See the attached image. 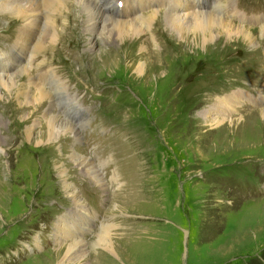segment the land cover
Instances as JSON below:
<instances>
[{
    "label": "rangeland",
    "instance_id": "374dc122",
    "mask_svg": "<svg viewBox=\"0 0 264 264\" xmlns=\"http://www.w3.org/2000/svg\"><path fill=\"white\" fill-rule=\"evenodd\" d=\"M221 1L233 2L246 16V24L232 21L249 28L256 40L216 36L205 51L188 48L165 23L160 8L147 35L123 44L127 59L122 55L120 64L100 70L91 61L100 51L95 54L91 42H100V36L85 24L81 6L64 2L76 21L68 19V27L62 25L63 17L55 21L54 29L65 39L52 49L48 45L43 55L50 64L32 69L31 77L40 81L42 70L57 69L70 96L76 93L89 115L83 110L77 115L67 106L74 114L69 122L55 97L41 101L43 112L40 102L20 108L22 96L7 102L1 97L0 264H92L95 249L108 258L106 264H264V117L258 113L264 109V33L258 26L264 20V0ZM13 20L18 19L11 13L0 14V51L11 55L18 26ZM104 44L96 46L107 56L119 55L118 48ZM146 48L147 74L139 76L131 59ZM43 55L38 54L37 63ZM18 77L19 90L37 98L27 75ZM234 92L256 100L239 99L235 110L206 112L233 123L216 130L203 113ZM51 102L58 121L76 127L64 131L56 147L36 151L25 142V127L17 121L23 112L44 124ZM73 151L89 160L102 185L93 184L77 166ZM58 164L80 204L63 192ZM113 175L119 180L117 192L109 183ZM81 210L90 221L82 236L85 256L71 263L55 254L67 243L59 233L80 232L73 224L80 222ZM110 224L117 226L110 231L116 255L93 245L100 228Z\"/></svg>",
    "mask_w": 264,
    "mask_h": 264
},
{
    "label": "bare ground",
    "instance_id": "6f19581e",
    "mask_svg": "<svg viewBox=\"0 0 264 264\" xmlns=\"http://www.w3.org/2000/svg\"><path fill=\"white\" fill-rule=\"evenodd\" d=\"M65 1L66 0H0V14L11 13L18 19L12 21L18 23V26L16 28V39L12 41L13 54L7 55L4 52H0V63H3L8 67L5 70H0V100L2 96L6 98V102L9 100L13 101L12 99L15 100L19 96H22L24 99L21 97L18 98L22 100L18 101L20 108H22L23 106L29 105L35 106L39 102L41 103V101L48 96L51 98L55 97L54 99L57 102L58 109L62 111V115L65 117V119L69 120L70 122L74 121L72 118L74 114H70L72 112L67 108V106H69V108L73 107L75 113H80L81 110H83V107H81L78 101L75 100V98L78 97L76 93H72V95H75V97L70 96V87H67L63 84L67 80L65 82H61V79L59 77L60 75L58 76L56 72L57 69L53 68L49 69V75L46 81H41L39 77L38 79L40 81L35 79V77H31L33 76L31 74L32 69H38L40 66L45 65L49 62L45 57L46 54L43 55V53H45L48 49V45H52L50 46L52 49V47L56 46L57 43H59L60 41L62 42L65 39L63 36H60L55 30L57 28V26L55 25V21H57L59 17H63L62 25L64 26L66 24L65 27H68V19H70L71 21H76L75 18L67 15L69 13L66 12L68 8L66 9V6L64 5ZM170 1L171 4L169 5L168 2ZM74 2L76 3V5L82 7L81 13L83 12L86 14L85 24L87 25L89 23L92 28L91 30L101 38L100 42L90 40L92 41L91 49L95 47L94 53L96 54V52H98L97 50H100L99 56L96 57L97 59L94 57L91 58V61L98 62L99 70L107 68V66H109L110 64H120L122 55L123 58L127 59L126 54L124 55L122 51L123 44H125L127 41L129 42L131 39L139 38L141 36L144 37V35H147L146 31H148L152 23L156 20V17H158V13L160 10L159 6L167 7L162 8L166 13L164 14L165 23L169 25L170 28L177 31V34L179 35L181 43L183 45L188 46L190 44L192 45L193 49L205 51L206 48L214 41L216 36L217 38L224 37L227 40L232 39L234 38V36H236L237 38L243 40V42L245 43H252L254 40H256L252 32L248 30L249 28L246 29V26L238 25L231 19L219 17L218 13L219 10L223 8V4L216 5V3L214 4V2L210 1H208L206 5L204 4L203 6L199 7L195 3V0H150L145 15L139 13L136 15L127 16L124 7H122V10L119 12L123 16H125V18L117 17L110 8H107V3L105 4L103 0H74ZM141 2L142 0H137L138 4ZM210 3L211 6H213L212 8L210 6ZM212 3L214 5H212ZM178 10H181L182 12H177ZM109 13H112L111 16ZM252 21L253 20H251V22ZM258 26L260 33H264V23ZM45 28H49L50 31H45ZM85 29L87 31L86 27ZM70 30L73 33L75 31L74 29V31L72 29ZM49 32H51V40L48 37ZM65 35L68 37L69 34L65 33ZM69 39L84 46L83 41H78L71 38ZM101 42H106V44L104 45H107V47L109 46L112 49L118 48L120 52L118 53L119 55L111 56L110 54L107 56V54L105 53L107 51L104 52L103 50L98 49V47L96 46L97 43H99L100 45ZM147 51L148 49L146 48L145 51H142L139 55H137V58L131 59L130 67H133L136 74H138L139 76H144L145 74H147L146 60H144V58L142 57L143 53H148ZM40 53H42L43 59L42 61L39 60L40 62L37 63L36 61L39 57L38 54ZM160 58L161 57H159V59ZM136 60H138V62H135ZM13 65L15 67L14 71L11 70V68H13ZM18 74L27 75L29 85L28 87L30 88V90H34L38 94L37 98L31 95L30 92L27 93L25 91L19 90L20 88H18V82H20V80ZM14 91L16 92V94ZM260 94L261 97L264 98V88L261 90ZM248 97L250 98L249 103H253L256 100L252 96H248L247 94L239 95V93L236 92H234V95L232 97L225 98L224 100L217 99V102L214 104V106L210 107V105V108L206 109L203 113V115L205 116V120L212 123V125L216 127V130H219L227 122V124L232 125L233 123H231V120L224 121L223 118L219 117H214L213 119L211 118L212 116L207 115L206 112L222 113V111L220 110H223L224 108L225 110H235V108L237 109L236 106L237 103H239V99H241V102L243 100H248ZM4 105L7 106V103H5ZM53 106L54 104L51 102V107H49L45 112V114L49 113L50 117H45L44 124L41 123L40 119H36L34 122H32L33 120L30 119L29 113L23 112H21L17 121L19 122V124H23V127H25V131L23 134L25 142L28 146L33 145L36 148V151L45 149V146H47L49 149L56 147V145L58 144L56 143V140H58L59 142L60 140H62L61 138L65 137L63 132L66 130L72 131V128L76 127L74 126L71 128L70 126L64 125L61 121H58V119L56 118L58 117V114H55L52 110ZM44 110L45 108L43 107V103H41V109L39 111L43 112ZM20 111H23V109ZM83 111L84 113H87V115H89L88 110ZM258 113H262L264 117V109L258 111ZM69 115H71V118H69ZM27 120L28 122L30 121L32 125L27 124ZM84 126H86V124ZM1 153L2 149L0 148V154ZM71 158L75 162H77V166L80 167L82 171L86 172L92 182H94L93 184L100 186L104 183L103 179L95 173V170H93L91 164L89 163V160L86 157L81 156L73 151ZM57 173H59L58 176L61 178V188H63V192L65 194L67 192V194L73 199L74 202L80 204L81 200L77 198L71 184L65 179L66 171L59 164L57 165ZM109 183L114 187L116 186V192L119 190L117 189L119 180L115 175L111 177ZM114 206L117 212L124 213V209H120L116 207V205ZM77 210L78 208H76V211ZM79 216L80 222H76L75 224H73V226L80 232L74 234L67 232L66 234H64L59 233L58 231L60 239L67 241V243L65 244L66 247H63V249L59 250L55 255L59 256L60 254H64V261H69L71 263L74 261H81L85 256L82 236L85 234V232L87 233L88 229L85 227H87L90 221L86 218L85 212L82 210L80 211ZM116 227L117 226H113L111 224L106 228L104 226L101 227V231L98 230L100 233H98L96 237L93 238L94 247H97V249L99 248L98 250H101L102 252L116 255L113 244L115 239L112 238V235L110 233V231ZM93 254L96 257L95 259L93 258L92 264L107 263L108 258H103L102 256H104V254L100 251L98 252L95 249Z\"/></svg>",
    "mask_w": 264,
    "mask_h": 264
}]
</instances>
